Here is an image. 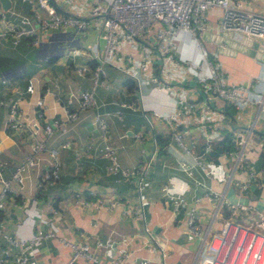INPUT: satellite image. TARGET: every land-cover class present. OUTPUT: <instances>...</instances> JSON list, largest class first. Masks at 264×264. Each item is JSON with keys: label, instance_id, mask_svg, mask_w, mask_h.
Returning <instances> with one entry per match:
<instances>
[{"label": "crops", "instance_id": "obj_1", "mask_svg": "<svg viewBox=\"0 0 264 264\" xmlns=\"http://www.w3.org/2000/svg\"><path fill=\"white\" fill-rule=\"evenodd\" d=\"M49 1L58 12L80 7L84 14L95 2L107 3V0ZM240 7L264 14V0H244ZM36 13L41 17L46 15L33 0H8L7 3L0 0V30L6 19L17 20L21 15L33 18ZM222 13L216 6L206 10L197 40L209 57L216 55L220 73L228 84L250 85L251 79L263 69L264 41L233 33L222 35L221 32H227L219 26ZM156 27L157 24L136 47H121L113 64H101L98 59L104 42L95 25L83 30L49 29L40 34L35 45L27 38L14 44L0 37V160L3 163L0 173L8 182L6 189L0 180V191L5 190L6 201L5 209L0 211V264H11L17 250L16 244L9 242L4 234L26 238L33 232L48 229V224L24 220V209L32 201L37 203L43 218L51 219L55 234L43 240L40 253L27 264H70L71 249L63 239L87 243L89 251L101 260L120 256V264L141 259H147L146 264H193L197 240L188 233L186 212L176 214L170 200L160 191L161 184L166 182H173L175 187L170 191L183 193L189 205L195 207L197 222L203 230H216L227 218L253 224L259 214L264 215V111L256 105L236 111L218 97L202 91L195 74L188 68V62L200 61L201 49L185 31L174 41L170 57L153 53L149 70L165 85L185 90L187 100L185 105L177 107L180 119L173 126L183 131L184 142L196 155L213 161L218 171L216 176L204 177L196 167L194 179L188 177L179 168L183 155L173 138L171 122L156 118L149 126L146 117L151 118L154 110L168 112L170 103L163 93L152 90L150 82L138 88L124 71V57L128 52L142 58L143 45H154ZM98 64H101L103 79L93 87L92 70ZM78 66L82 67L81 74L77 72ZM90 88L99 104L97 111L107 123L106 141L115 147L119 164L133 169L154 153L140 192L138 175L125 179L119 173L109 172L110 159L96 152L102 141L93 122L95 110L80 109L72 98L68 102L70 92ZM39 97L44 103L41 109L35 103ZM15 98H18L20 119L28 124L35 122L38 137L45 141L46 147L58 149L61 167L59 178L53 184L41 179L50 165L47 150L37 154L38 162L23 172L22 184L10 180L15 166L32 151L27 132L18 133L8 126V105ZM202 100L213 108L210 119L199 120L197 110L184 113L188 103L199 104ZM123 101L126 107L120 105ZM66 106L77 110L76 121L66 122L65 132L54 129L53 135L46 137L44 124L64 121ZM39 112L41 116L37 115ZM209 126L218 131L219 137L215 140L226 133L232 137L241 128L251 131L245 157L236 168L231 156L225 153L231 148L215 158L208 157L214 141H206ZM66 140L69 146L61 147ZM208 144L209 150L205 148ZM251 171L254 182L241 188L239 184ZM209 190L224 194L219 199H211L204 195ZM81 196L97 197L102 206L98 210L83 207L76 203V198ZM196 197H200L197 202ZM114 199L119 204L109 207L108 203ZM50 204L55 213L48 212ZM132 206H141L143 217H134L129 211ZM72 264L93 263L81 257Z\"/></svg>", "mask_w": 264, "mask_h": 264}, {"label": "built area", "instance_id": "obj_2", "mask_svg": "<svg viewBox=\"0 0 264 264\" xmlns=\"http://www.w3.org/2000/svg\"><path fill=\"white\" fill-rule=\"evenodd\" d=\"M40 9L46 13L41 17L36 16L29 18L21 15L17 20L6 19L4 27L0 30V37L9 39L12 43L19 42L22 38H27L35 45L39 42V36L42 32L49 29H65L67 27H75L76 29H86L95 25L99 31V36L103 39V50L98 59L100 63H114L118 58L120 48H134L140 42V39L152 27H156V39L154 45H143V57L135 58L130 53H125L124 71L136 82V86L145 82H150L152 90L163 93L164 97L170 103L168 112L152 111L151 118L146 117L149 126L156 118L163 119L168 123L171 122L173 128V138L176 144L181 148L183 159L179 161V168L189 177L194 179V169H200L204 177L214 178L218 173L213 166V161L196 155L193 150L184 142L183 131L174 127L180 119V113L177 110L179 105H185V90H175L173 86L165 85L157 76L150 72L151 57L154 52L160 56L170 57L174 49V41L180 38L183 31L187 32L192 39L197 42L201 49V59L198 63L188 62V68L195 74L198 83L204 93L212 94L223 101V103L231 105L236 111H242L249 105H256L261 111H264V62L260 73L251 79L250 85L228 84L220 73V64L214 57H209L206 50L202 48L198 42V34L204 25V14L210 7L216 6L223 10L222 18L219 26L222 31L232 32L237 36H246L248 38L264 41V14L253 13L242 9L240 6L244 0H107L104 5L93 3L87 13L84 14L80 7L76 10L68 12H58L49 0H33ZM71 11V12H70ZM101 64L95 66L92 70L93 84H98L102 78ZM77 72L82 73V67H77ZM103 82V80H102ZM105 84V82H104ZM27 91V90H25ZM141 97V95H140ZM75 99L80 109H94L95 116L93 122L96 129L100 133L102 144L97 151L102 156L108 157L110 162L107 170L111 173H119L125 179H129L133 175H138L139 181L137 187L139 192L144 187L143 177L147 173L154 153L143 160L137 167L128 169L122 167L116 159L115 147L106 140L109 137L108 127L101 113L97 111L98 102L94 94L93 88L78 89L69 93V100ZM0 96V101H1ZM17 100L13 99L8 105V126L11 130L18 133L27 132L31 139L32 151L27 154L23 160L17 164L11 174L10 180L22 184L24 180L23 172L33 167L38 161L37 154L47 150L50 159L48 170L42 176V180L53 184L59 178L61 162L57 148L46 147L45 141L38 137L36 123H26L20 119L17 112ZM36 105L41 109L44 107L43 99L39 97ZM122 107H126V102H121ZM191 110L199 111L198 119H210L213 108L208 101L202 100L198 103L190 102L186 105L184 113L187 115ZM41 112L37 113L41 116ZM64 121L54 120L43 126V133L46 137L53 135L54 129L61 133L67 130L66 122H74L78 117L76 109L65 107ZM174 125V126H173ZM206 141L211 142L218 138V131L213 126H209ZM251 131L248 129H238L231 137V149L225 153L233 159V168H236L244 159L246 150L248 149V136ZM69 140L63 141L61 147H68ZM208 150L209 144L206 145ZM3 163L0 160V172ZM5 188L8 189V182L1 178ZM254 182V173L249 172L247 179L241 182L240 187L246 188ZM173 182L161 184L160 191L170 200L172 210L177 214L186 212V223L188 233L196 238L198 249L193 264H264V215L254 220L253 224H242L231 218L222 221L220 227L216 230H203L197 222V211L194 206L189 205V201L183 193L171 192L174 188ZM5 190L0 191V211L6 207ZM216 190H209L204 193L208 198L219 199L223 196ZM200 197H196L197 202ZM76 203L83 207H92L98 210L102 206L99 198H91L89 196H81L76 198ZM117 200L108 203L109 207L118 205ZM232 206V205H231ZM240 206V205H239ZM242 208L247 206L241 205ZM49 213H55L52 204L48 207ZM24 220L35 224L36 222L48 224L46 231H36L28 237H17L14 235L4 234L6 239L16 244L15 259L11 264H27L31 257L38 255L41 251V245L44 239L52 237L55 234V227L50 218H43L39 207L35 201H32L25 207ZM130 213L134 217H143V209L141 206H132L129 208ZM35 222V223H34ZM147 230V229H146ZM71 253L68 262L72 264L78 258L88 259L93 264H120L122 257L115 256L109 260H101L89 251L87 243H79L66 241ZM111 244L110 241H106ZM147 259H141L138 262L129 264H146ZM162 264H165L164 262Z\"/></svg>", "mask_w": 264, "mask_h": 264}, {"label": "trees", "instance_id": "obj_3", "mask_svg": "<svg viewBox=\"0 0 264 264\" xmlns=\"http://www.w3.org/2000/svg\"><path fill=\"white\" fill-rule=\"evenodd\" d=\"M231 148V136L229 133L223 135L222 138L214 140L211 150L207 153L208 157H216L218 154L225 152Z\"/></svg>", "mask_w": 264, "mask_h": 264}, {"label": "water", "instance_id": "obj_4", "mask_svg": "<svg viewBox=\"0 0 264 264\" xmlns=\"http://www.w3.org/2000/svg\"><path fill=\"white\" fill-rule=\"evenodd\" d=\"M2 2L7 3L8 0H2ZM224 33H226V35H231L232 34V32H221L222 35H225Z\"/></svg>", "mask_w": 264, "mask_h": 264}]
</instances>
